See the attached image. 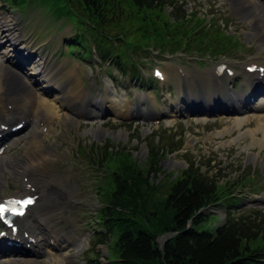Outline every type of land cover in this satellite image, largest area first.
<instances>
[{"label":"rangeland","instance_id":"374dc122","mask_svg":"<svg viewBox=\"0 0 264 264\" xmlns=\"http://www.w3.org/2000/svg\"><path fill=\"white\" fill-rule=\"evenodd\" d=\"M9 2L11 3V0H0V19L3 15L10 18L9 24L14 30L13 33H18L15 25V21H17L23 36L27 40L36 41V47H33V49L39 57L46 55L45 57L53 60L52 62L54 63L59 61L75 64L76 68H78L76 71L81 73V79H83L82 84L84 85L85 81H88L90 88L96 96L102 95L100 69L103 71L105 69L110 70L112 75L116 77L119 75V72L115 68L109 66L111 62L100 61V58L95 52L92 53V57L89 59L90 61H86L85 63L78 59L73 60L69 56L64 46L68 45L67 43L69 42L66 40L74 32L72 28L70 33H67L69 35L65 33L70 28V22H67L64 25V31L62 30L63 32L60 33L63 27L62 25L68 18V15L64 14L63 10H61L63 9L61 2L57 0H26L16 7ZM180 2H184L186 14L196 15L201 19L207 18L206 23L208 21L216 23L228 35L233 36L237 45H231V47L235 46L236 48L222 54V56L228 57L222 58L221 61L226 62L231 68L236 69V74L241 76L242 82L245 77L243 72L244 64L264 62V18L262 17L264 16V0H250L255 5L256 10L260 11L259 13L255 12L257 15H255L254 19L251 17L253 14L246 16L250 8H241L239 4L240 0H180ZM168 9L171 10L172 8L168 7ZM37 15L40 16L38 17ZM70 21L75 28L73 19ZM3 24L4 22L0 20V29ZM0 47L2 48L0 50V56H5L6 54L2 52L5 50L4 46ZM29 50L32 49L29 48ZM157 51L159 49L149 47L147 53L137 52L132 55L135 61L140 63L141 74L144 71L145 77L152 76L151 69L156 66L164 70L169 76L174 72L175 66H182L186 70L187 75L180 82L174 80L172 83H169V80L165 83H157L158 85L152 84L151 86L155 93L152 106L155 108L158 107L159 111H163L167 103L171 109L169 113L173 114L175 118V124L171 125L170 122L165 121L157 125L149 126L145 125L142 121L126 123L112 119L107 124L101 125L102 127L100 128L105 131L101 135H95L91 131L92 127H99L96 123L92 125L77 122L75 125H69L66 121L67 112H70V109L74 110L76 107L75 101L78 95L75 94H79L78 89L81 90L82 86L79 83L74 88V84L68 78V69L65 68L66 64L65 67H62L64 65L63 63H57L60 66L57 69L58 75L60 72L63 74V71L66 69V76L70 80L69 90L73 94L72 98H69L71 107L69 106V108L66 105L61 104V106L58 104L60 108H63V110L59 108L63 118L58 120L59 117L56 120L53 130L43 139L46 144H51L50 148L53 151L52 155L54 160L49 165L42 166L35 172L33 171L32 174L36 180L42 179L44 183L49 182L56 188L66 191L70 197L67 204L69 206L76 205L75 211L80 229L83 234L88 235L89 244H85V247L83 249L81 248L80 252L73 246L74 249L70 250L72 252L70 254L75 255L77 253V258L75 259L85 264H111L110 260L116 258L115 254H113V244L118 229L115 228L112 235L107 240L101 242H98L101 239V234H97L96 236L95 231H98L100 228L97 219L101 216V209L105 208L104 206L107 205L109 200L108 196L113 191L111 174L119 173L121 170H119L121 166L120 162H124L123 158L126 154L134 158L135 162L131 161V164L135 163L138 172L141 170L144 176L149 174L148 183L152 184L149 195L150 201L155 202L156 206L150 208L149 204L147 208L141 207V212L138 214L125 213L126 215H124L134 220L137 226L154 230L157 233L156 241L158 244L162 243L165 238H171L173 232L171 233L169 230L158 227L160 222L153 215L155 209L162 212L161 204L169 191L170 184L191 162H194L202 174L216 178L220 185L228 182L224 185L226 188L225 194H227L228 189H234L233 194L235 199H238L239 196L242 198V202H240L242 205L241 212L255 209V205L264 208V203L253 202L251 200V197L258 193L259 195L256 197L264 200V113L262 111L248 112L247 116L243 117L245 121L240 126L237 125L238 127L236 128H232L234 126L233 119L228 120L231 115H227L223 119H220L222 116H219V120L213 122H202L199 118L195 119L193 116L197 113L195 112L194 115H189L186 110L182 111L186 112V115H177L181 113L175 111L174 107L171 106V102H176L182 98V100L187 99V97H182L186 90L189 92V96H192L194 99L195 95H200L203 100H206L208 97L221 94L226 100V96L220 91L221 89L217 88L215 81L209 79V76L206 74L208 69L213 68L218 61H208L209 65H206L200 71H196L194 68L195 64L186 54L177 53L160 59L161 52ZM63 53L65 54L64 56ZM142 53L145 54V57ZM11 60L18 62V59L14 57ZM150 60L153 61V64L148 62ZM9 61L5 62L9 63ZM36 62V60L32 59L27 64H24L23 68L28 66L31 69ZM46 70L47 66L44 65L45 73ZM24 74L27 75L30 73L24 72ZM192 75L203 76V80L205 81L202 88L197 89L194 87ZM37 78L39 79V86L43 87L44 83L40 84V79H43L46 85H50L55 91L59 90L58 88L60 86L56 82L54 83L47 73L45 79ZM117 82L123 85V81L120 79ZM127 90L130 91L132 99H142L139 89L131 86ZM55 94L51 95V101H54L53 97ZM256 99L259 100L255 106L259 107L264 105V96H257ZM216 100L217 98L212 103H218V100ZM102 102L101 100L100 102L98 100L95 101L99 105ZM91 104L93 105V103ZM91 104L88 108L91 107ZM188 105L191 106L190 104ZM178 108L180 109L179 105L177 110H179ZM187 109L188 111L190 110L188 106ZM206 112L209 114L216 113L213 108L204 110L203 114ZM181 116L184 118L182 120L183 122L176 119V117ZM229 128L233 130L231 129V132L224 134L223 131ZM118 131L123 133L122 137H117L116 134ZM247 131H250V133L248 134ZM38 132L39 130L36 131V134ZM28 135L29 133L26 132L25 137H28ZM33 135H30L29 139L27 138L28 141L21 142L22 145H18L17 148L4 157L9 160L19 158L26 160L22 154L27 142L36 137ZM43 136H45V133H43ZM239 137H241V140H238ZM114 151L118 153L115 157L113 156ZM107 155L113 156L109 158L110 163L106 162ZM151 157L158 161V165L160 166L159 170V166H151ZM117 159H120V161L117 162ZM25 163L27 161H24L21 166ZM152 167L156 170H151ZM5 176L9 179V188L0 189V198L2 195L10 194L14 187L13 183L17 184V181L22 179L20 177L14 182L10 171H6ZM229 182L237 184V186H233ZM22 185L23 183L21 182L17 187L21 190ZM63 197L66 196L64 195ZM232 204L234 205L235 203ZM203 213L206 218L198 226V229L212 231L215 227L222 224L224 220L222 206L210 208L209 210L203 211ZM162 215L166 220L169 219L168 211L165 210L162 212ZM41 217L43 218V216ZM45 226L47 227V224ZM57 235L55 236L57 237ZM69 237L74 236L71 235ZM56 245L58 246L56 253L62 254L64 246ZM26 258L29 257H24V259ZM44 259L34 260L37 264H47ZM53 259L58 260L56 257L48 258L47 261ZM28 260L31 259L25 261ZM72 263L76 264L77 262L66 264Z\"/></svg>","mask_w":264,"mask_h":264},{"label":"trees","instance_id":"16d2710c","mask_svg":"<svg viewBox=\"0 0 264 264\" xmlns=\"http://www.w3.org/2000/svg\"><path fill=\"white\" fill-rule=\"evenodd\" d=\"M57 1L62 3L64 14L74 17L75 35L67 40L72 43L70 51L82 49L83 58L89 59L95 48L101 60L112 61L121 70L137 71L130 52L147 53L152 45L159 51L210 53L230 51L236 48L231 45H237L218 24L186 14L180 0ZM22 3L24 0H11L10 4ZM113 156L107 155L106 162ZM152 157L151 166H159ZM123 160L119 167L122 174H111L113 191L99 218L100 241L118 229L113 244L116 261L112 264H264V212L229 213L226 222L212 231L198 229L206 218L204 208L239 200L232 190L225 194L228 182L220 185L216 178L202 174L194 162L172 181L164 197L161 211H168L169 219L155 209L153 215L162 224L158 227L174 232L160 247L154 230L141 228L125 217V213L138 214L141 207L150 204L153 208L156 203L150 201L149 174L138 172L135 163L131 164L135 162L131 155L126 154Z\"/></svg>","mask_w":264,"mask_h":264},{"label":"bare ground","instance_id":"6f19581e","mask_svg":"<svg viewBox=\"0 0 264 264\" xmlns=\"http://www.w3.org/2000/svg\"><path fill=\"white\" fill-rule=\"evenodd\" d=\"M239 4L241 8H250L246 16H250L253 14L251 16L253 19L255 18V15H257L255 12L257 13L260 12L259 10L258 11L256 10L255 5L253 4V2L251 3L250 0H240ZM262 17L264 18V16ZM0 20L1 22H4L2 28L0 29V46H4L5 50H3L2 52L6 54L5 56L2 57L0 56V81L2 80L0 82V97L2 96L4 90L6 89L7 84L9 86L15 84L14 88H19V90L21 91L25 90L24 92H26V96L28 99L23 95H20L24 97V103H23L24 106L20 107L19 114L17 116L20 117L22 120H24L25 124H31L34 126L36 131L39 130L36 137L33 140L27 142L25 146L22 156H24L26 160H23L24 159L23 157H21L23 159L19 158L15 160H9L8 158L2 156L3 153L9 151L11 146L15 144L14 138L10 139L7 137L1 142L0 147H3L4 150L0 154V183L3 181V177H5L3 176L5 172L10 171V174H12V178L14 182H16L18 178L22 177L21 180L17 181V184H20V182L23 181L24 178H26V181H23L24 184L22 188L23 193H27L29 191L27 188H29L30 186H35L36 193L39 194L40 199L47 201L54 199L58 200L60 199V194L64 196L62 192L63 189L62 190L53 189L50 186L49 182L48 184L45 183L46 185L43 184L42 181L37 182V180H35V178H33L31 175H33L32 174L33 171L35 172L37 169L41 168L42 166L49 165L54 160V157L52 155L53 151L50 148L51 144H46L41 136H43V133H45V135L48 134L50 130L51 122L57 120L60 117L59 115L60 106L58 104L71 107V105L69 104V98L71 99L73 94H71V91L69 90L70 85L66 82L68 78H63L62 72H60V74L58 75L57 69H59L60 66H58L57 63H54L52 61L48 62L46 58H44L43 60L42 58H40L36 62V64L32 63L34 65L30 69L29 72L30 74L27 75L24 74L23 65L27 64L32 60V54L30 53L32 50H29L28 44L20 43L22 37L19 33L17 32L13 33L14 30L10 27L9 24V20H10L9 17L3 15ZM255 36L257 35L255 34ZM20 47H23V49H25V51L27 52L26 53L20 52L19 50ZM12 57L18 59V62H13L11 60ZM8 60H10L9 63L8 62L6 63L5 61ZM44 65L47 66L46 73L50 77V79L52 81H55L60 86L58 88L59 90L55 91L56 94L53 97L54 101H51L47 97L46 94L48 92V89L47 88L44 89V87L39 86V79L37 77L45 79L46 76V73L44 72ZM8 69H11L13 71L12 72L13 79L11 78L10 81L8 79L6 81V77H5V71H7ZM13 75H15L17 79L16 77H13ZM163 75H164V79H166V75L165 74ZM247 76H248V82L250 81L254 83L264 82V79L262 80L258 79V77H264V74L260 76L258 71H255L252 74H248ZM53 77H55L56 79H54ZM48 83H52V82H48ZM75 95H79V94L76 93ZM218 99L219 98H217V100ZM90 104H87L86 106L89 107ZM188 107L191 109V106L188 105ZM210 108L211 107L209 106L208 109ZM6 110H7V115L4 116V118L0 122V125L1 124L5 125L9 122L10 120L9 113H12L13 106H11L10 109H8V107L6 106ZM185 110L188 111L187 106L186 107L180 106L179 111H185ZM196 113L201 114L197 116L201 120H205L206 119L205 116L209 114L208 112L203 114V111L199 113L198 111H196ZM88 115L91 114L89 113ZM78 118H79L78 115L75 114L71 109L70 112H67L66 121L68 122L69 125H75L78 122L77 120ZM97 119L98 118H93L92 120H97ZM244 121L245 119L243 117L236 118V122L238 124H242ZM40 122L42 123L45 122L46 125L38 129L37 125ZM100 127L102 126L99 125V127L97 128L92 127L91 131H93L95 135H101L105 133V131ZM44 128L46 129L45 131ZM0 132L3 134V137H6L5 131L0 130ZM116 135L117 137H122L123 133L121 131H118ZM24 161H27V163L21 166V164ZM41 186H43L42 189L40 188ZM51 190L53 192H50ZM35 224L37 225L42 224L45 226V224H47V221L37 214H32L31 216H29V218H26L23 221L20 220L19 222L20 230L17 234L20 237L19 240L20 243H23L26 240H33L34 241L33 243H31L30 241L28 242L29 248H26V244H25V249L32 251L34 255L47 254L46 252L51 253L50 250L46 249V243L48 241L46 234L38 233L36 231ZM24 232L27 233L26 237L23 234ZM57 236H62V234H58ZM66 240L68 242H71L72 246L76 247L78 250L81 249L83 245L82 242L83 240H78L75 239L74 237H66ZM25 249H23L22 247L7 248V249L0 248V264H22V263L37 264L36 262H34V260L25 261L23 258H20V256L22 255L21 252L26 251ZM61 255L65 256V260L67 261L71 260V262H77L75 259V255L73 254L59 253L56 257L59 258Z\"/></svg>","mask_w":264,"mask_h":264},{"label":"snow or ice","instance_id":"6c2138e0","mask_svg":"<svg viewBox=\"0 0 264 264\" xmlns=\"http://www.w3.org/2000/svg\"><path fill=\"white\" fill-rule=\"evenodd\" d=\"M22 203H31V201H23ZM8 211H15V209H12L4 204H0V216H2L4 213Z\"/></svg>","mask_w":264,"mask_h":264}]
</instances>
